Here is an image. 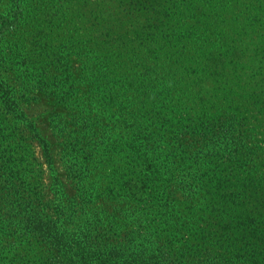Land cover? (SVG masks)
Wrapping results in <instances>:
<instances>
[{"label": "trees", "instance_id": "1", "mask_svg": "<svg viewBox=\"0 0 264 264\" xmlns=\"http://www.w3.org/2000/svg\"><path fill=\"white\" fill-rule=\"evenodd\" d=\"M15 3L4 34L32 18ZM101 17L84 71L53 83L57 134L77 136L49 200L14 113L37 56L0 76V264H264V0H107ZM46 36L25 40L41 58ZM18 239L49 256L9 261Z\"/></svg>", "mask_w": 264, "mask_h": 264}, {"label": "rangeland", "instance_id": "2", "mask_svg": "<svg viewBox=\"0 0 264 264\" xmlns=\"http://www.w3.org/2000/svg\"><path fill=\"white\" fill-rule=\"evenodd\" d=\"M106 1L29 0L30 4L26 6V10L33 11L32 18L25 17L17 28L16 35L0 32V35L3 34L0 37V57L3 59L0 76L6 78L11 84L17 81V75L20 73L17 71L19 67L17 63L21 62L25 56H37L32 57L34 64L31 72L23 74L26 83L25 91L14 96V99H17L20 104L18 111L14 113L16 117H19V109L21 112L23 111V118L29 125L28 132L24 133V136H27L31 142L34 153L32 157L36 160L29 158L28 161L36 169L34 173V176L38 177L36 180L41 178L40 182L47 200L52 197L51 184L55 181L58 183L62 178V166L65 164V159L62 156L64 137L73 139L77 136L69 133L71 130L70 119L64 115L65 109L59 108L57 104L61 102L60 95L63 88L56 89L53 87V83L60 71L68 70L76 74L84 71L85 54L92 46L91 40H98L103 32L104 24L101 12L105 9ZM34 8L35 10H33ZM17 12L20 10L16 6L15 0H0V28L7 20H15L14 16ZM39 20L42 22L41 27H38ZM34 28L43 29L45 36L47 35L43 40L46 45L42 47L45 50L42 58L37 53L34 54V47L25 43L28 34ZM57 67L58 69H56ZM0 107L3 108V106ZM60 120L63 122L59 123ZM64 122L68 123L69 131H65L66 135L64 134V137L61 138V134H57L61 133L58 126L61 128L65 124ZM20 140L21 136L19 135ZM42 141L47 142L49 147ZM80 141L81 139L77 142ZM92 144L93 142L88 146ZM51 162L54 163L52 167L56 170L55 173L50 171L49 164ZM64 188L67 196L74 193L73 186L68 185ZM107 208L105 205L104 209ZM212 221L213 224L216 223V220ZM37 242L18 239L13 242L14 245H5L6 249L13 248V250L9 252L7 250L3 257L7 256L8 260L13 262H18L20 258L25 259L27 256L32 261L47 258L49 256L47 246Z\"/></svg>", "mask_w": 264, "mask_h": 264}]
</instances>
